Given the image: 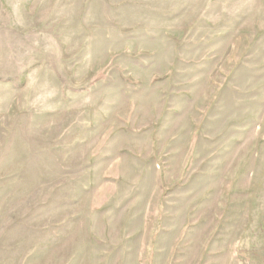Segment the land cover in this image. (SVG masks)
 <instances>
[{
  "label": "rangeland",
  "instance_id": "374dc122",
  "mask_svg": "<svg viewBox=\"0 0 264 264\" xmlns=\"http://www.w3.org/2000/svg\"><path fill=\"white\" fill-rule=\"evenodd\" d=\"M0 264H264V0H0Z\"/></svg>",
  "mask_w": 264,
  "mask_h": 264
}]
</instances>
